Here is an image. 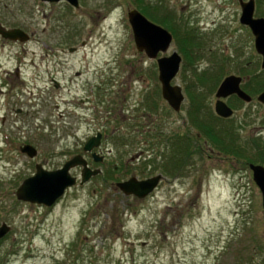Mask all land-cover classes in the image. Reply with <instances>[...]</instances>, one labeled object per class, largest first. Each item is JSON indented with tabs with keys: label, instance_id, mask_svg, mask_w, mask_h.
I'll list each match as a JSON object with an SVG mask.
<instances>
[{
	"label": "rangeland",
	"instance_id": "374dc122",
	"mask_svg": "<svg viewBox=\"0 0 264 264\" xmlns=\"http://www.w3.org/2000/svg\"><path fill=\"white\" fill-rule=\"evenodd\" d=\"M71 7L0 0L7 24L33 34L27 43L0 42L6 68L21 61L28 83L0 69L14 81L2 92L0 79V226H10L0 239V264H264L263 199L249 167L264 163L248 160L264 156V104L254 90L264 73L254 36L240 23L239 1L80 0V8ZM139 7L170 31L184 29L192 56L177 38L160 54L184 57L173 80L185 94L180 112L162 97L157 61L135 45L128 11ZM221 73L219 82L212 78ZM231 74L244 78L253 101L227 99L235 115L222 122L213 117L216 91ZM195 104L199 120L226 136V148L193 126ZM98 131L105 160L89 161L100 175L81 185V169H72L77 184L52 207L17 198L38 163L61 168ZM181 137L191 146L173 175L163 168L177 163ZM24 144L38 149L36 158L20 151ZM158 174L162 182L144 199L117 186Z\"/></svg>",
	"mask_w": 264,
	"mask_h": 264
},
{
	"label": "water",
	"instance_id": "95a60500",
	"mask_svg": "<svg viewBox=\"0 0 264 264\" xmlns=\"http://www.w3.org/2000/svg\"><path fill=\"white\" fill-rule=\"evenodd\" d=\"M43 1L59 2L62 0ZM66 1L76 8L80 7V0ZM239 2L242 7L240 21L252 29L255 36V47L257 52L262 56V68L264 69V18L254 17V0H239ZM128 17L137 49L145 52L149 58L157 59L163 98L173 110L180 111L185 95L182 87L178 84H173V80L180 71L182 56L177 51H174L169 56L159 57L160 53H166L170 49L173 42L172 33L163 26L150 21L138 9H131ZM0 34L5 38L23 42L30 39V35L21 28L5 29L0 27ZM75 49L71 48V51ZM241 83L242 77L235 74L227 76L221 82L216 93L218 100L215 104V110L218 115L229 118L234 114V110L224 100L230 95L236 94L246 102L253 100L252 95L242 88ZM258 101L264 104V91L258 96ZM101 140V133L90 138L84 146V151L91 152L94 148L99 147ZM20 150L30 158H36L39 153L38 149L31 144L22 145ZM93 157L95 161L101 160L96 153ZM77 167L81 168V185L89 182L93 177L98 176L102 172L99 168L93 169L87 159L81 154L66 161L61 168L56 170L46 169L43 164L38 163L35 174L26 178L17 189V198L47 207L54 206L69 188L77 184L78 177L74 176L71 172L72 169ZM250 168L253 172L254 181L262 193L264 208V165L252 163L250 164ZM162 179L163 175L161 174L146 179H139L134 176L119 182L117 186L127 196L134 195L140 199H144L156 190ZM9 231L10 226L3 223L0 226V239L4 238Z\"/></svg>",
	"mask_w": 264,
	"mask_h": 264
},
{
	"label": "flooded vegetation",
	"instance_id": "af4514ba",
	"mask_svg": "<svg viewBox=\"0 0 264 264\" xmlns=\"http://www.w3.org/2000/svg\"><path fill=\"white\" fill-rule=\"evenodd\" d=\"M43 1V0H42ZM246 1H250V0H246ZM43 2H47V1H43ZM60 2H66V3H68L66 0H63V1H60ZM47 3H55V2H47ZM58 3V2H57ZM260 2H259V0H255V12H254V17L255 18H260V17H264V14L260 11V9H259V7H258V4H259ZM7 5H5V7H6ZM68 6L69 7H71V5L68 3ZM72 8V7H71ZM143 14H145L149 19H151L149 16H150V12L148 13V12H146V10H145V8H143V7H139L138 8ZM145 10V11H144ZM148 11V10H147ZM261 12V13H260ZM4 15V13H2V11H0V16L1 15ZM152 20V19H151ZM152 21H154V20H152ZM9 22V19L8 18H6V16L4 15V17H0V27H2V28H5V29H12V28H21V29H23V30H25L26 32H27V30L24 28V27H21L20 25H14V24H7ZM154 22H156V21H154ZM156 23H158V22H156ZM158 24H161V23H158ZM162 25V24H161ZM242 25H244V24H242ZM247 29H249V31L251 32V34L254 36V34H253V31H252V29L248 26V25H244ZM181 33V32H180ZM32 39H33V34L31 35L30 34V40H28V41H26V42H22V41H19V40H17V41H15V40H12V39H9V38H5L2 34H0V42H1V45H6V44H8V43H27V42H29V41H32ZM254 40H255V36H254ZM11 57V56H10ZM182 58L184 59V57L182 56ZM184 62V61H183ZM5 64H4V62H2V60H1V56H0V69L2 70V72L4 73V75H8V76H10V75H12V74H15L16 76H18V80L19 81H21L22 82V84H24V85H28V83H27V81H25V78L24 77H22L21 76V68H22V62L21 61H19L18 60V65L15 67V68H13V69H11V68H6V65L4 66ZM263 73H264V69H263V71H262ZM20 76V77H19ZM248 76V75H247ZM242 77V76H241ZM40 78V74L38 75V73L36 74V76H34L32 79L34 80H37V79H39ZM0 79H2V81H1V91L3 92V89H6L5 87L7 86V85H9V84H11V85H13L14 84V81H12V79H11V77H8V78H3V77H1L0 76ZM7 79H9L10 81H8ZM52 81H54V82H56L57 84H59L60 85V83H58V81H56L55 80V78H52ZM175 84V83H174ZM241 85H242V88L245 90V91H247L245 88H244V86H246V84H245V81H244V78L242 77V83H241ZM218 90V89H217ZM248 92V91H247ZM216 98H217V96H216ZM238 98V96L236 95V94H233V95H230L229 97H227V98H225V101L227 102V104L234 110V114L231 116V117H229V118H225V117H222V116H220V115H218L217 113H216V110H215V108H214V110H215V113H216V115L215 116H217L216 117V119L218 120V121H222V122H224V121H231L232 119H233V116L235 115V109L229 104V101L227 100V99H235L236 101H239V102H243L244 100H238L237 99ZM86 99L85 98H81L80 99V101L82 102V103H85L86 101H85ZM217 100H218V98H217ZM217 102V101H216ZM244 102H246V101H244ZM248 103V102H247ZM216 104V103H215ZM169 106V105H168ZM170 107V106H169ZM171 108V107H170ZM172 109V108H171ZM173 110V109H172ZM22 111V109H19L17 112L19 113V112H21ZM174 111V110H173ZM210 113H212V111L210 112ZM213 114H214V112H213ZM2 120L3 121H6L7 120V116L6 115H4V116H2ZM98 133H101L100 131H98L96 134H98ZM182 138V137H181ZM98 149H100V147H97V149L95 148L94 150H92L91 152H86V151H84L83 150V152L84 153H82L84 156H85V158L87 159V161H88V163H89V165H91V163H90V161H89V158H91L92 160H93V162H95V163H100V164H102V163H104V160H105V158H104V156H102V155H100L99 153H98ZM96 153V155H98V157L99 158H101V160L100 161H95V159H94V157H93V155ZM32 159H34V158H32ZM168 159V158H167ZM170 163L173 165V162L172 161H170ZM80 168V167H79ZM81 169V168H80Z\"/></svg>",
	"mask_w": 264,
	"mask_h": 264
},
{
	"label": "trees",
	"instance_id": "16d2710c",
	"mask_svg": "<svg viewBox=\"0 0 264 264\" xmlns=\"http://www.w3.org/2000/svg\"><path fill=\"white\" fill-rule=\"evenodd\" d=\"M146 12H148L149 13V11H147L146 10ZM152 12H150V18L151 19H153L154 21H156V22H159V23H161L156 17H155V15H153V14H151ZM169 24H167V26H168ZM170 29H171V31H173V29H172V27H170ZM182 30H184V29H181L180 30V32L182 31ZM190 30V29H189ZM173 32H176L175 30L173 31ZM180 32H178V30H177V32H176V34H175V36H176V40H177V42L179 43V45L181 44V51L183 52V54L185 55V56H187V58L188 57H191L192 55H191V53H189V50L188 49H186L185 48V42H183L182 41V39H181V34H180ZM186 31H185V36H186ZM187 37H188V35H187ZM186 37V38H187ZM189 39V38H188ZM188 39H186V40H188ZM183 44V45H182ZM222 71V70H221ZM217 74H219V73H217ZM216 76H218V77H216ZM219 76L221 77V76H223V73H221L220 75H214V76H212V78H215L216 77V81L217 82H219ZM258 76V75H257ZM208 79V76H206V75H203V76H201L200 77V80H203V81H205V80H207ZM253 79H256L255 77L253 78ZM259 81V83H257L258 84V86L257 87H255V91H263L264 90V77L262 78L261 77V79H259L258 80ZM247 86V85H246ZM217 87V85H214V90H215V88ZM212 93H213V91H212ZM238 100H240L239 98H237ZM204 100H205V97L203 98V100L201 101V104L203 105V103H204ZM201 108V106H200V104H195V105H192V111H191V119H192V124H193V126L195 125L196 127H198V128H200L201 130H203L207 135L208 134H210V136L212 137V139L214 140V141H216L217 143H218V141L221 139V143H220V146H221V148L223 149V148H226L224 145H227L225 142H224V139H226V136H221V138L219 137L220 135H217V134H215L214 133V131H213V128L212 127H208V125H206V123L205 122H203V121H200L199 120V118L196 116V113L198 112V110ZM212 114V113H211ZM214 118H216L217 116H213ZM189 136V135H188ZM228 138H230V140H231V137L230 136H228ZM183 142H184V144H182V146H179L177 149H178V151H179V153H181L182 152V154L178 157V160H177V158L176 157H174V156H172L173 158H174V160H176L175 162H177L175 165L173 164H171V163H169V162H166V164L167 165H165L164 166V170L165 171H167V172H169V173H172L173 175H176L178 172H180V170H181V167H178L179 165H180V163L181 162H183V161H185L186 159H187V156L186 155H188V154H186L185 153V151H186V149L184 148V147H189V146H191V143H190V139H189V137H183V138H180ZM224 144V145H223ZM234 145H235V142H234ZM235 148H238V146L236 145V147ZM181 150V151H180ZM248 160L249 161H254V162H261V163H264V156H261V157H258V159H252V158H248ZM169 163V164H168ZM176 170V171H175Z\"/></svg>",
	"mask_w": 264,
	"mask_h": 264
}]
</instances>
